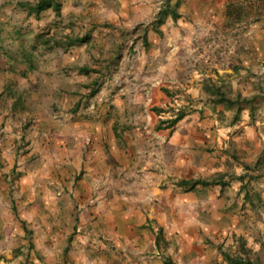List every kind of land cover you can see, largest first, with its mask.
<instances>
[{"label":"crops","instance_id":"obj_1","mask_svg":"<svg viewBox=\"0 0 264 264\" xmlns=\"http://www.w3.org/2000/svg\"><path fill=\"white\" fill-rule=\"evenodd\" d=\"M263 2L171 0L172 5H178L180 17L175 20L169 15L159 26L161 35L156 31L151 34L152 30L144 33L142 29L141 36L144 40L146 34L151 43L150 50L153 48L152 54H168V58H163L166 62L156 66V73L146 66L150 72L145 76L132 80L109 78V89L99 97L102 102L99 101L92 112L90 106L83 109L81 105L86 99L82 92L84 87L81 93L76 90L86 81L81 75L79 80L62 76L58 105L62 106V111L51 114V120L48 118L50 112L44 107L52 103L47 77L43 76L45 82H39L35 91L28 90L37 83L31 76L37 71L33 63L37 53L24 51L18 55L14 50H4L6 41L3 42L0 48V53L5 54L3 59L16 66H10V71L0 67V202L6 200L8 207L13 208L19 201L16 196H27L32 201L26 209V220H22L23 226L25 223L30 230L28 233L24 227L29 247L35 249L33 239L37 236L43 243L56 232L62 237L68 234L70 245L65 251L70 252L68 261L71 264H166V257H171L176 264L210 263L211 257L207 255L186 261L173 257L175 249L184 254L209 248L203 233L199 235L189 230L202 220L193 217L192 213L186 214L180 226L172 217L179 209L186 210L188 204L187 208H192L193 201L199 202L198 197L195 198L193 190L187 191L182 186L183 190H172L164 185L183 178H207L205 173L218 167L211 166V162L209 165L204 163L208 154L203 136L210 133V120L218 114L210 110L212 102L203 98L211 96L209 78L215 80L217 71L248 69L256 60L255 56H262L264 37L259 23L264 19ZM26 3L30 2H20V6L36 18L50 9L37 14ZM233 4L245 13L230 15ZM144 5L148 10L143 8V16L150 15L151 8L156 6L154 0H146ZM192 8L201 10L198 19L190 14ZM257 13H260V19L254 18ZM155 18L156 15L151 20ZM202 23L205 26L202 27ZM245 23H248L247 27ZM68 37L73 36L66 34L56 40L53 38L47 43L48 47L78 46L68 47ZM38 43L43 42H34ZM31 44L33 42L28 45ZM115 47L119 48V45ZM223 55L226 59L232 55V60L221 62L219 56ZM61 56L64 59L63 52ZM187 57L193 61L191 66L182 63ZM119 58L117 56L113 62L106 58L102 62L105 66H90L94 71L85 76L91 75L94 80L103 68L141 66L131 59L124 61L126 57L122 59L124 62ZM239 63L246 66H238ZM18 65L22 66V72L18 73ZM64 65L63 60L61 66ZM80 67H76L79 72ZM93 83L88 87L97 85ZM53 90L51 88L52 94ZM94 97L90 96L88 105L96 99ZM172 99L181 104L187 114L177 125L162 129L160 124L165 125L162 120L166 112L160 109L167 103L174 104ZM32 102L38 104L31 107ZM243 111L244 116H249L248 109ZM218 130L224 132L221 128ZM51 140H55L54 147ZM18 146L16 158L13 152ZM23 150L26 151L21 156ZM224 160L226 157L222 156L213 164L217 161L223 164ZM51 168L57 172L54 178L46 175ZM194 170L195 174L191 175ZM216 170L227 172L224 166ZM200 171L203 172L200 174ZM50 180L54 189L59 188L56 190L60 195L55 196L51 205L47 204L49 195L45 194L50 193ZM48 207L54 215L50 222L49 215L40 214H47ZM160 228L166 242L161 240L158 244Z\"/></svg>","mask_w":264,"mask_h":264},{"label":"rangeland","instance_id":"obj_2","mask_svg":"<svg viewBox=\"0 0 264 264\" xmlns=\"http://www.w3.org/2000/svg\"><path fill=\"white\" fill-rule=\"evenodd\" d=\"M23 1L35 3L37 0H0V48L3 42L6 41V44L2 47L4 50H14L18 55L21 54L19 52L23 53L24 51L37 53L33 62L37 67V71L31 74L32 79L37 80V83H34L28 90L35 91L39 82L44 83L46 79L48 80V92L52 103H47V107L45 105L44 107L50 112V114L48 113L50 120L51 114L62 111V106H58L60 105L62 92V89H59L61 88L62 80L60 81V79H62V76L67 75L79 80L81 75L82 80L86 81L83 86L80 85L76 90L81 93L80 90L84 87L82 92L86 99L82 101L81 105L84 106L83 109L90 106L89 110L92 112V110H96L99 101L102 102L99 97H103L101 95L105 93V89H109V78L110 80L123 78H131L132 80V78L145 76L150 72L146 66H150L155 71L158 64L166 62L163 58H168V54H152L153 48L151 50L147 48L141 36L142 29L152 30L151 34L155 32L151 26V19L155 15L157 16L156 11L159 10L158 7L163 5L165 0H154L156 6L151 8L152 13L148 16H143L142 14L143 8L148 10L144 5L146 0H60L62 4L60 14L50 8L39 18L31 15L25 7L20 6V2ZM191 11L192 17L196 16V19H198L201 10L192 8ZM187 14L189 15V13ZM253 16L256 18L258 13ZM136 20H139V22H136ZM192 24L195 26L194 23ZM201 25L202 27L205 26L204 23ZM259 25L264 37V19ZM244 26L247 27L248 23H245ZM86 33L89 34V41L74 48L62 49L59 46L49 48V44H47L53 38L56 40V37L61 38L66 34L75 36ZM46 38L48 39L47 41ZM31 41L33 45H28L32 43ZM39 41L43 43L34 44V42ZM116 44L119 45V48L115 47ZM163 45L162 42V49ZM168 47L169 45L167 44L166 51ZM61 52L65 55L64 59L61 56ZM112 52L117 54L113 55ZM4 55L0 53V67L6 68L5 71H10V66L16 65H11L13 63L11 61L6 62L3 59L5 58ZM117 56H120L119 59L122 62L131 59L134 63L141 64V66L103 68V72L100 75H96L94 80L91 79V75L85 76L86 73H80L81 71L79 72L76 68L83 65L89 67L105 66L102 62L106 58L113 62ZM123 57H126V59L124 60ZM255 57L256 60L251 63L248 69L241 68L239 69L240 71L227 70L221 73L217 71V76H214L215 80L211 77L209 78L210 83H208V85L210 84L211 95L214 83L222 84L223 89L231 93L232 96L237 92H241L246 96L259 94L255 117H250L249 110V116H244V111H242L240 120L234 123L232 121L234 109L224 110V107L220 104L212 105L211 103L210 110L216 111L218 115L212 116L213 121L210 120L212 125L209 123L210 133L207 136H203L206 138L205 150L208 154V160L204 162L205 165H209V162H211V166L215 165L219 168L224 166L227 172L237 175L242 174L246 170L244 169V162L252 164L253 168L257 167V170H251V174H256L258 177L253 179L247 187L254 197V203L245 198L246 189L240 190L242 182L239 180H232L225 190L220 185L194 189L193 193L195 198L196 196L198 197L199 202L193 201L194 205L192 208L191 206L187 208L188 204L186 205L187 211L179 209L172 217H174V222L180 226L186 214L192 213L193 217L202 220L200 224L193 225L189 230H193L194 233L199 235L203 233L206 238L204 242L208 245L209 250H205L206 247L198 248V251L194 249L183 254L180 250L175 249L176 254H173V257L180 258L182 261L191 258L195 259L196 256L207 255L211 257V261L208 264H227L223 260V256L217 246L220 245L229 252L237 251L238 242L234 240V234L245 236L247 246L258 251L264 261V246L262 244L264 242V52L262 56H258L259 59L257 56ZM223 58L226 59L227 57L225 55L219 56L221 62L227 63L229 58L225 61ZM68 59L69 61L67 62ZM63 60L65 65L61 66ZM229 60H232V58ZM238 61L241 62L242 59H238ZM233 62L236 63L235 60ZM54 63L56 66H54ZM182 63L191 66L193 61L187 57V59H182ZM230 63L232 64V61ZM239 64L238 66H246L242 63ZM207 65L210 66V64ZM17 67L19 68V73L26 68V65L23 64V69L21 65ZM43 76L47 78L45 79ZM93 82H97V85L89 88L88 86ZM51 88L54 89L53 94ZM92 89H98V92L94 95L95 97L93 96L96 99L91 100V104L88 105L90 103L89 93ZM210 98L211 96H205L203 99H207L209 102ZM173 101L172 99V103ZM200 101H203L202 98ZM36 104L38 102H32L31 107ZM92 104H94V107L91 106ZM178 108L183 107L175 101L172 105L167 103L161 107L160 110H165L166 112L162 120L165 125L160 124L162 129L170 127L165 120H168ZM218 108H220V111H217ZM216 119L218 120L217 122ZM51 122L55 123V121ZM218 128L223 129L224 132L222 133ZM54 136H56V132ZM159 140L162 142V139ZM51 143L54 147L55 140H51ZM19 149L20 147L18 146L16 152H13V154L16 153V158L19 154ZM25 151L21 152V156L25 154ZM222 156L226 157V160L222 161L223 164H219L220 161H217V164H213L214 161L220 160ZM216 169L215 171L210 170L207 174L205 173L204 177L209 178L219 174ZM202 172L200 171V174ZM190 174L194 175L195 170ZM46 175L50 178L56 177V169L51 168L49 172L46 171ZM50 181V193H45L46 196L49 195L47 196V204L49 205L54 202L55 196L60 197L57 192L59 188H56L57 190L54 189L52 180ZM164 186H169V189L173 188L172 190H183L176 182L167 183ZM258 193L261 198L256 197ZM52 194L53 196H51ZM16 198L19 201L12 203L13 208L8 207L6 200L0 202V264H23L26 260H28V264H71L68 261L70 252L65 251L66 246L70 245V239L67 238L68 234L62 237L53 232L52 238L47 237V239L43 240V243L42 239L37 236L33 241L35 249L39 247L38 250L29 247V239L25 234L26 231H24L22 220H26V209L32 201L27 196H22L21 198L16 196ZM47 211V214H40L49 215L48 221L50 222L54 215H52L51 207H48ZM199 212L200 215H195ZM61 223L64 226L66 225V222L61 221ZM29 225L33 224L29 222ZM41 228L44 229V226L42 225ZM199 235L197 236L199 237ZM67 243L68 245H66ZM63 246L65 247L63 248Z\"/></svg>","mask_w":264,"mask_h":264},{"label":"trees","instance_id":"obj_3","mask_svg":"<svg viewBox=\"0 0 264 264\" xmlns=\"http://www.w3.org/2000/svg\"><path fill=\"white\" fill-rule=\"evenodd\" d=\"M28 7L31 8V11L36 12L37 14L41 13L42 11L52 8L57 14L61 13V1L60 0H37L35 3H26ZM264 6V2L262 3ZM264 10V7L262 8ZM230 15L241 16L245 12H241V7L235 6L234 4L230 6L229 10ZM171 15L175 20L180 17V13L178 11V5H172L171 0H165L161 9L158 11L156 18L152 21V26L156 32L160 35L163 33L159 26L165 22V19ZM247 16V15H246ZM260 13L256 17L259 19ZM147 31V28L144 29V33ZM89 41V34L86 33L84 35H76L73 37H68L66 40V45L68 47L84 44ZM144 44L147 48L151 46V43L148 41L146 34L144 35ZM80 70L85 73H89L94 71L93 68L89 66H82ZM97 82H94L95 85ZM98 89H92L89 93L90 96L96 95ZM259 98V94H253L251 96L243 95L241 92H237L234 96L231 95L228 91L223 89L222 84H213V92L211 95V102L214 104H220L224 107V110L234 109V115L232 121L235 123L240 120V115L243 110L248 109L250 113V117H255V112L257 110V100ZM80 105V104H79ZM78 105V106H79ZM165 111V110H161ZM187 112L183 108H178L176 112L168 119L165 120L168 126H173L177 124L180 120H182L186 116ZM244 169H246L242 174H235L229 172H221L215 176L209 178H183L177 181V185L184 187L186 190H194L197 187H210V186H217L220 185L222 189L229 186L232 180H239L242 182L240 190H245V198L248 199L251 203H254L253 195L249 192L247 187L250 185L251 181L258 177L256 174H251V170L255 171L256 168H253L252 164L248 162H244ZM228 177V179H227ZM256 197L261 198V195L258 193ZM24 227L28 233L30 230L24 223ZM162 229L160 228L157 234V243L162 240L163 234ZM234 240L238 242V249L235 252H229L224 250L222 246H217L219 252L223 256V260L227 262V264H264V261L261 259L260 254L258 251H255L253 248L247 246V240L243 235L234 234ZM165 241V240H164ZM166 242V241H165ZM264 246V242L262 243ZM32 246V245H31ZM166 264H176L171 257L165 258ZM23 264H28V260L24 261Z\"/></svg>","mask_w":264,"mask_h":264}]
</instances>
